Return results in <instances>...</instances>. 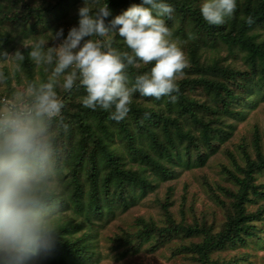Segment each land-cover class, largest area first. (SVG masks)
I'll use <instances>...</instances> for the list:
<instances>
[{
    "label": "trees",
    "instance_id": "1",
    "mask_svg": "<svg viewBox=\"0 0 264 264\" xmlns=\"http://www.w3.org/2000/svg\"><path fill=\"white\" fill-rule=\"evenodd\" d=\"M8 1V6H0V25L21 27L25 36L29 33L48 35L61 28L68 33L71 27L78 26V14L70 21L72 9L84 2L57 0L54 4L43 2V5L32 6L25 0ZM162 2L171 5L174 11L171 18H160L174 37L187 42L189 51V66L177 81L179 92L173 93L178 100L172 103L167 96L157 100L134 93L128 115L116 122L109 118L114 109L92 110L85 108L82 102L68 103L67 98L62 99L63 119L56 122L59 125L56 201L63 218L56 219L59 232L51 250L38 256L44 263L91 264L98 258L95 239L99 237V226H107L117 210L127 211L153 191V177L164 181L175 178L173 166L189 167L195 153L196 162L203 165L207 156L200 152L203 149L215 151L216 144L223 142L229 129H233L226 121L242 120L257 100L264 101V42H259L255 33L258 28H264V0H237L233 17L218 26L209 25L203 19L200 8L204 0ZM105 3L110 11L105 20L107 24L133 4H142V0H90L93 10ZM241 16H252L255 23L249 27ZM189 33L195 38L189 39ZM7 37L0 36V55L13 48L12 40ZM111 38L112 46L117 45L119 51H130L118 34ZM219 46L242 56L245 69L218 61L201 62L202 49L215 50ZM29 51L30 48L22 52L25 59L21 64L31 72L33 62ZM137 63L138 67L127 69L133 82L137 75L150 72L154 66V63ZM199 91L209 102L193 97ZM143 103L152 104L153 109H147ZM146 111L149 116H144ZM246 161V167L241 169L242 178L229 174L239 189L235 193L225 190L233 202L220 232L214 233L205 224L177 223L166 202L163 205L165 225L158 227L142 222L136 238L143 242L153 240V252L174 240L201 238L200 242L182 243L174 254H186L194 264H230L213 255L257 238L259 229L255 223L264 220V204L255 212L246 209L248 204L264 201V186L255 184V174L264 171V156L258 150L257 159L247 156ZM66 213L70 214L64 218Z\"/></svg>",
    "mask_w": 264,
    "mask_h": 264
},
{
    "label": "clouds",
    "instance_id": "2",
    "mask_svg": "<svg viewBox=\"0 0 264 264\" xmlns=\"http://www.w3.org/2000/svg\"><path fill=\"white\" fill-rule=\"evenodd\" d=\"M96 2V0H91ZM149 5L150 7H145ZM237 9V0H204L200 11L209 25H224ZM174 9L162 0H142L105 23L107 3L95 10L90 0L78 10V26L55 32L53 46L44 40L31 45L29 57L37 65H53L47 82H28L0 99V264H25L51 250L59 232L58 128L64 101L57 88L70 92L83 87L85 108L111 111L120 122L128 115L134 93L159 100L167 96L176 103L178 77L189 66L179 38L164 19ZM155 13V14H154ZM249 27L255 20L243 17ZM118 34L130 51L112 46ZM87 38V39H86ZM189 39L194 35L189 33ZM11 56L22 62L17 50ZM153 64L150 72L130 81L127 69ZM19 64H17V68ZM7 79L0 72V82ZM148 115L147 113L145 114ZM67 129V125L63 126Z\"/></svg>",
    "mask_w": 264,
    "mask_h": 264
},
{
    "label": "rangeland",
    "instance_id": "3",
    "mask_svg": "<svg viewBox=\"0 0 264 264\" xmlns=\"http://www.w3.org/2000/svg\"><path fill=\"white\" fill-rule=\"evenodd\" d=\"M25 1L32 6H40L43 2L54 4L57 0ZM8 5V0H0L2 8ZM83 6L84 2L72 9L70 21L76 19L74 16L78 14L79 7ZM255 33L258 35V41L264 42V28H258ZM54 34L50 31L48 35L29 33L25 36L22 34L21 27L12 24L0 25V36H8L13 45L11 50H5L3 55H0V72L7 77L5 81L0 82V99L10 96L14 90L25 86L28 82H47L54 67V64L37 65L32 60L33 69L28 72L22 67L21 62L4 54L13 55L17 50L23 52L39 40H44L46 46H53L59 43V41H52ZM67 34L64 32L65 38ZM176 38L173 35V39ZM113 47L119 50L117 45ZM181 47L189 61L187 42L182 43ZM200 56L202 63L210 64L218 61L222 65L245 69L242 56L231 54L225 46H219L215 50L202 49ZM17 64H19L18 68ZM181 78L182 76L178 77V79ZM76 88L70 92H64L60 88L56 90L61 99L67 98L68 103L82 102L81 98L86 95V90ZM193 97L201 102H209L208 97L200 91L194 93ZM143 104L147 109H153L152 104ZM254 105L253 109L245 112L242 120L237 118L226 121L227 125L233 126V129H229V134L223 142L216 144L215 151L209 152L203 149L200 152L207 156L203 165L196 162L197 154L195 153L189 167L173 166L176 171L175 178L164 181L153 177L155 187L153 191H149L127 211L117 210L107 226L103 228L99 226V237L95 239L98 258L91 264H194L190 256L175 255L174 251L182 243L200 242L201 238L186 241L174 240L153 252L151 251L153 240L143 242L136 236L142 228V222L154 223L158 227L165 225L163 205L166 202H168L169 213L177 223L205 224L211 227L214 233L222 230L227 220V209L233 202V198L229 197L225 190L235 193L239 189L229 174L242 178L241 169L246 167L247 156L251 160L257 159L258 150L264 156V101L257 100ZM146 113L149 114L146 111L144 116ZM255 184L264 186V171L255 174ZM263 204L264 201L259 200L257 204H248L246 209L249 212H255ZM69 214L66 213L64 218ZM59 217L62 216L58 213L56 219ZM255 225L259 229L257 238L249 239L245 245L235 249L217 252L213 258L230 264H264V220L256 222ZM30 261L31 264H49L42 262L38 257Z\"/></svg>",
    "mask_w": 264,
    "mask_h": 264
}]
</instances>
